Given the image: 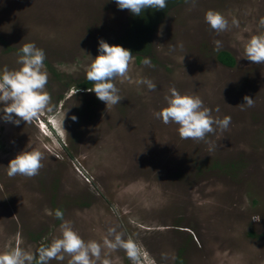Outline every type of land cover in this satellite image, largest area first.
<instances>
[{
  "label": "rangeland",
  "instance_id": "rangeland-1",
  "mask_svg": "<svg viewBox=\"0 0 264 264\" xmlns=\"http://www.w3.org/2000/svg\"><path fill=\"white\" fill-rule=\"evenodd\" d=\"M208 10L223 14L228 30H212ZM130 14L115 0H0V73L20 67L24 44L43 49L50 102L39 117L53 116L60 135L39 118L19 126L0 119V254L19 247L36 264L37 249L61 238L68 222L101 245L95 264H133L104 244L111 227L138 244L140 264H264V64L242 58L250 38L264 34V0H181L167 8L147 54L132 55L128 78L114 81L122 100L107 107L78 83L99 55V39L114 44ZM217 40L233 66L218 61ZM173 86L199 96L213 117L230 116L228 129L207 142L181 139L178 125L153 116ZM245 95L254 106L242 110ZM22 151L41 153L43 167L10 178L7 166ZM62 255L49 264H69Z\"/></svg>",
  "mask_w": 264,
  "mask_h": 264
},
{
  "label": "clouds",
  "instance_id": "clouds-1",
  "mask_svg": "<svg viewBox=\"0 0 264 264\" xmlns=\"http://www.w3.org/2000/svg\"><path fill=\"white\" fill-rule=\"evenodd\" d=\"M121 10H129L134 15H141L146 9L163 10L167 7V0H115ZM187 3L188 0H185ZM195 3V0H192ZM205 22L217 33L228 30L229 21L223 14L214 10L205 13ZM231 23L239 26V21L235 18ZM260 27H264V17L260 18ZM215 50L219 51L220 41H214ZM181 49L183 44L178 45ZM176 46H173V50ZM99 55L92 59L86 68V79L92 83L89 92H94L97 98L105 102L107 107L116 105L122 100L119 89L114 81L118 78H128L129 64L132 61V52L120 45H110L104 39H99ZM18 69L9 70L4 68L0 73V119L17 126L21 121L27 124L38 119V123L55 135H59L53 116H46L41 113L50 102V97L44 94L43 90L48 82L47 73L42 71L44 67L45 53L34 43L24 44L18 52ZM256 64H264V34L250 38L244 47L243 57ZM144 64L151 65V60L145 58ZM138 84L144 85L149 91L156 90V84L148 78H141ZM166 107L159 111H153V116L161 120L165 125L174 123L178 125V133L181 139H192L195 141H206L208 134H215L217 130L225 131L231 123L230 116L222 119L212 116V110L205 107L199 96L181 94L174 86L168 89L164 97ZM244 101L239 106L243 110L245 106L253 107L254 99L245 95ZM219 111V108L216 109ZM77 121V117H71ZM38 124V127L40 125ZM43 131V130H41ZM44 132V131H43ZM47 133V132H46ZM44 135L45 132H44ZM60 136V135H59ZM207 142V141H206ZM213 148L210 145L209 151ZM43 157L39 152L22 151L7 166V175L15 177L17 175L34 177L39 174L43 167L41 161ZM57 217H62L63 213L57 210ZM252 220L259 222V216H253ZM61 238L53 239L51 244L42 245L37 249L36 264H49V261L63 260L64 255L71 257L69 264H95L100 261L101 245L95 241H84L68 224L64 222L60 226ZM109 235L113 239H105L104 244L112 249H123L133 264H140L142 253L138 244L131 238L125 239L122 233L117 232L115 227L108 229ZM33 255L25 252L19 247L11 251L0 254V264H32ZM101 264H110L105 259Z\"/></svg>",
  "mask_w": 264,
  "mask_h": 264
},
{
  "label": "trees",
  "instance_id": "trees-1",
  "mask_svg": "<svg viewBox=\"0 0 264 264\" xmlns=\"http://www.w3.org/2000/svg\"><path fill=\"white\" fill-rule=\"evenodd\" d=\"M180 1L181 0H167V7L165 9L154 10L149 8L144 10L141 15H134L130 12L131 19L127 25L125 33L112 45H120L129 49L132 52V55L138 58L147 54L153 27L163 17L167 8ZM216 57L219 62L226 66L234 65V58L227 51H219L216 54ZM92 86V83L85 77L79 81L77 90H88Z\"/></svg>",
  "mask_w": 264,
  "mask_h": 264
}]
</instances>
